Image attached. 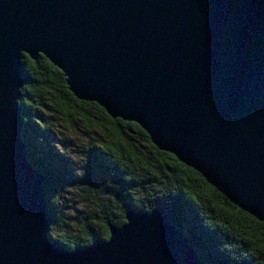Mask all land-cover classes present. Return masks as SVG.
Segmentation results:
<instances>
[{"label":"water","instance_id":"1","mask_svg":"<svg viewBox=\"0 0 264 264\" xmlns=\"http://www.w3.org/2000/svg\"><path fill=\"white\" fill-rule=\"evenodd\" d=\"M23 54L264 221V0H0V264H203L161 206L85 247L50 237L22 138Z\"/></svg>","mask_w":264,"mask_h":264},{"label":"trees","instance_id":"2","mask_svg":"<svg viewBox=\"0 0 264 264\" xmlns=\"http://www.w3.org/2000/svg\"><path fill=\"white\" fill-rule=\"evenodd\" d=\"M22 62L27 75L19 99L22 138L28 159L44 177L53 240L68 249L85 247L108 239L109 225L121 226L129 209L150 212L161 206L203 264H222L214 246L233 264H264L258 247L264 225L258 219L159 150L137 123L112 118L97 103L76 98L63 72L45 56L33 60L23 54ZM73 135L86 141L79 149L80 165L73 159L78 151ZM71 192L76 198L68 197ZM68 208L76 216H69Z\"/></svg>","mask_w":264,"mask_h":264},{"label":"rangeland","instance_id":"3","mask_svg":"<svg viewBox=\"0 0 264 264\" xmlns=\"http://www.w3.org/2000/svg\"><path fill=\"white\" fill-rule=\"evenodd\" d=\"M72 141L76 145L75 149L76 148L78 149V151L77 150L75 151L73 159L75 160V163L76 164H79L80 165V163L83 162V159H82L83 158V154H82L81 151H79V149H82V147L86 143V141H84V139L82 137H80V136H76L75 137L74 135L72 136ZM67 151L70 152L71 150L70 149L69 150L67 149ZM68 197L69 198H76V196L74 195L73 192L69 193V196ZM66 212H68L67 214L69 216H71V217L76 216V212L73 211L72 208H68L66 210Z\"/></svg>","mask_w":264,"mask_h":264},{"label":"snow or ice","instance_id":"4","mask_svg":"<svg viewBox=\"0 0 264 264\" xmlns=\"http://www.w3.org/2000/svg\"><path fill=\"white\" fill-rule=\"evenodd\" d=\"M251 219L255 220L256 217L252 216ZM258 223H261L262 225H264V221H257ZM250 239H255L254 237H250ZM258 247L264 251V238L261 239V242L258 244ZM212 253L213 255L222 262V264H233V261L230 257H228L226 254H224L222 251H219L216 249V247L214 246L212 249Z\"/></svg>","mask_w":264,"mask_h":264}]
</instances>
